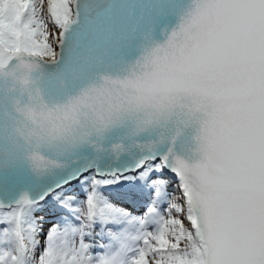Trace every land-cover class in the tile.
<instances>
[{
  "label": "snow or ice",
  "instance_id": "snow-or-ice-1",
  "mask_svg": "<svg viewBox=\"0 0 264 264\" xmlns=\"http://www.w3.org/2000/svg\"><path fill=\"white\" fill-rule=\"evenodd\" d=\"M174 10L0 0V264H264V0Z\"/></svg>",
  "mask_w": 264,
  "mask_h": 264
},
{
  "label": "water",
  "instance_id": "water-1",
  "mask_svg": "<svg viewBox=\"0 0 264 264\" xmlns=\"http://www.w3.org/2000/svg\"><path fill=\"white\" fill-rule=\"evenodd\" d=\"M175 10L170 13L165 21H162L169 29L174 27L179 22V17L181 14L186 12L190 7L192 0H174ZM163 34L159 30L157 31V38L162 39Z\"/></svg>",
  "mask_w": 264,
  "mask_h": 264
}]
</instances>
